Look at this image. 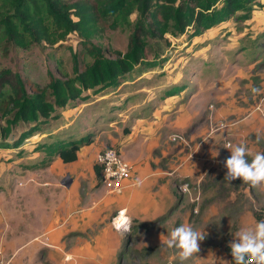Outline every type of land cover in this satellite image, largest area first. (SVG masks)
<instances>
[{"label":"rangeland","instance_id":"1","mask_svg":"<svg viewBox=\"0 0 264 264\" xmlns=\"http://www.w3.org/2000/svg\"><path fill=\"white\" fill-rule=\"evenodd\" d=\"M136 17L133 12L129 20ZM105 20L109 24L111 18ZM190 31L165 32L161 47L151 40L146 59L156 65L128 74L118 87L86 90L84 99L58 109L62 118L52 125L63 121L64 126L84 127L93 134L92 143L81 146L74 165L81 168L83 205L96 191L90 192L89 162L105 147L116 148L133 164L130 185L138 186L137 179L155 173L170 196V203L155 216L112 210L106 222L121 236L118 246L109 244L113 252L100 253L95 244L86 247L101 224L72 231L66 229L72 223L68 220L62 246L76 256L65 253V264H180L177 250L166 246L171 231L180 224L206 234L199 242L200 251L185 264H225V245L234 234L264 220V190L240 179L226 181L223 166L230 156L228 144L243 142L253 155L264 153V0L247 17L232 16L192 37ZM129 33L124 21L115 28L108 25L106 35L89 40L104 57L115 58L116 50L126 51ZM80 39L76 31L53 43L26 46L4 45L0 38V68L18 72L29 90L30 82L46 87L52 77L74 76L92 60L81 50ZM252 87L260 93L253 94ZM102 110L105 114L96 118ZM46 134L35 133L17 147L0 148V264H52L55 249L48 250L51 234L47 231L63 219L58 204L67 200L68 193L61 187V178L69 172L60 161L47 160V154L39 151ZM121 211L131 220L128 231L115 227L125 219H116ZM96 214L98 219L100 213ZM58 232L62 229L54 231V239L60 240L63 234L57 236Z\"/></svg>","mask_w":264,"mask_h":264},{"label":"trees","instance_id":"2","mask_svg":"<svg viewBox=\"0 0 264 264\" xmlns=\"http://www.w3.org/2000/svg\"><path fill=\"white\" fill-rule=\"evenodd\" d=\"M216 1L104 0L98 4L92 0H0V38L4 45L53 43L76 31L84 46L81 50L92 56L74 76L52 77L46 87L30 82V90L18 72L0 68V148L17 147L31 135L51 128L60 116L58 109L84 99L86 90L98 92L118 87L130 73L156 65L152 63L154 60L146 59V46L153 40L161 47L166 41L165 32H184L190 28L192 37L232 16L247 17L253 6L260 3V0H220L221 4L216 6ZM133 12L137 17L130 21ZM107 18H111L109 24ZM124 21L130 28L126 51L116 50L115 58L104 57L101 48L89 38L103 37L108 25L115 28ZM103 113L97 112L95 117ZM92 141L90 130L65 126L50 132L40 141L38 149L47 154V160L58 156L63 162H70L77 159L81 146ZM93 169L99 179L100 166L94 163ZM254 216L262 219L259 213L254 212ZM228 245H225L228 264H234Z\"/></svg>","mask_w":264,"mask_h":264},{"label":"crops","instance_id":"3","mask_svg":"<svg viewBox=\"0 0 264 264\" xmlns=\"http://www.w3.org/2000/svg\"><path fill=\"white\" fill-rule=\"evenodd\" d=\"M61 118L62 116L60 115L59 118H57L56 120H59ZM65 123L66 122L62 121L57 125L51 124L52 125L51 128L46 129L45 131L39 133L40 134L47 133L45 135L47 136L50 132H54L65 127L64 126ZM80 148L77 151V159L73 161L63 162L60 159V157L58 156H56L58 158L54 157L55 158L54 162L56 163L57 161H60V165H62L65 172L66 171L69 172V173L66 172L67 173L66 176L62 175V173H59V176L61 177L64 176L65 178L67 177L70 180V183L69 185L61 184L62 185L61 187L65 189V194L68 193V198H69V200L67 198L66 201L63 199L61 203L58 204L60 211L63 213L61 215L63 216V219L60 221V223L56 225L52 224V226L49 227L47 231V234L49 236L51 234L50 237L51 242L46 243L50 245V247H48V250H50L51 248L57 250V251L52 250L51 252L50 259L52 261V264H65L68 261L66 259L65 260L63 259V255L65 253H68L69 255H74L70 253V250L65 249L62 246L64 245V243H62V241H64L63 236L67 234L64 233L66 229L72 228V231L82 232V231H86L87 229H90V227H93L94 225L101 224L99 233H92V240L87 241L86 247L89 250V247H91L92 244H95V250L98 252L100 251V253L113 252L109 249V244L111 242H114L115 245L118 246L121 236L113 228L110 227V224H108V222H106L112 210L122 208L125 211H133L134 213L141 215L142 218H146L148 216H155L161 213L170 203V196L166 191V184L165 183L158 184L159 177L156 176L155 173H149L148 175H144L142 177L141 183L138 186L134 187L133 184L128 185L122 188L120 191H111L106 187H104L103 185L97 184L95 180V172L93 169V164L95 163L94 162L95 156H94L92 162H89L91 166L90 169L92 171L89 185H90V192L96 190L94 193H92V196L95 197H91V200L88 203L84 204L86 205V207H84V205L82 204L83 201L85 202L84 194L82 195L81 193H79V190H81L82 188L81 179L80 177H78V173L81 172L80 170L81 168L80 166L79 167L74 166L79 159ZM63 168L61 170H63ZM143 171L144 170H142L141 167L138 168L139 174H142ZM65 178L64 179L61 178V182L66 181ZM95 184H97V186H95ZM155 186L157 187L155 188ZM86 209L88 210L85 211ZM96 212L100 213V217L98 219ZM118 217L125 218V215L121 211ZM68 220H72V223L64 230L63 227L67 224ZM56 229H62V233L60 232L57 233V236L63 234L61 236L62 239L60 240H57V238L54 239L53 233ZM89 243H91L90 246ZM97 262L104 263L103 260L98 261V259Z\"/></svg>","mask_w":264,"mask_h":264},{"label":"clouds","instance_id":"4","mask_svg":"<svg viewBox=\"0 0 264 264\" xmlns=\"http://www.w3.org/2000/svg\"><path fill=\"white\" fill-rule=\"evenodd\" d=\"M260 91L259 88H251L253 94H259ZM225 148L229 150L230 156L223 162L227 169L224 179L230 183L240 179L252 188L264 190V153L257 152L253 155L243 142L228 144ZM249 156H252L250 161ZM136 183L139 185L141 181L137 179ZM130 226L131 220L128 217L115 225L117 230L124 231H128ZM205 236V233L195 230L191 225L180 224L171 231L166 246L176 249L180 264H185L200 251L199 242L203 241ZM228 247L234 264H264V220L257 221L251 227H242L234 234V239Z\"/></svg>","mask_w":264,"mask_h":264},{"label":"built area","instance_id":"5","mask_svg":"<svg viewBox=\"0 0 264 264\" xmlns=\"http://www.w3.org/2000/svg\"><path fill=\"white\" fill-rule=\"evenodd\" d=\"M94 162L101 168L98 181L107 189L120 191L130 185L133 164L123 159L116 148L105 147L99 150L95 154Z\"/></svg>","mask_w":264,"mask_h":264},{"label":"water","instance_id":"6","mask_svg":"<svg viewBox=\"0 0 264 264\" xmlns=\"http://www.w3.org/2000/svg\"><path fill=\"white\" fill-rule=\"evenodd\" d=\"M63 183L66 184V185H69L70 180L68 179V180H66V181H63Z\"/></svg>","mask_w":264,"mask_h":264},{"label":"bare ground","instance_id":"7","mask_svg":"<svg viewBox=\"0 0 264 264\" xmlns=\"http://www.w3.org/2000/svg\"><path fill=\"white\" fill-rule=\"evenodd\" d=\"M116 219H118V217ZM120 219H123V218H119V221H120Z\"/></svg>","mask_w":264,"mask_h":264}]
</instances>
